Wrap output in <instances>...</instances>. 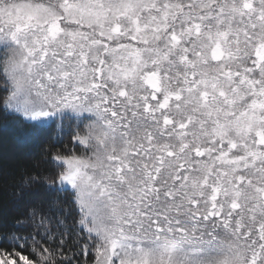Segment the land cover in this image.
<instances>
[{
  "label": "snow or ice",
  "instance_id": "6c2138e0",
  "mask_svg": "<svg viewBox=\"0 0 264 264\" xmlns=\"http://www.w3.org/2000/svg\"><path fill=\"white\" fill-rule=\"evenodd\" d=\"M0 76V264H264V0H0Z\"/></svg>",
  "mask_w": 264,
  "mask_h": 264
},
{
  "label": "trees",
  "instance_id": "16d2710c",
  "mask_svg": "<svg viewBox=\"0 0 264 264\" xmlns=\"http://www.w3.org/2000/svg\"><path fill=\"white\" fill-rule=\"evenodd\" d=\"M4 79L0 76V102L8 94L4 91ZM42 152V147L20 145L7 133L0 132V235L12 230L15 220L22 218L29 205L38 199L39 193L43 191L40 185H33L31 189L33 195L29 196L27 195L29 190L22 188L28 177L36 173L44 175L50 170L51 165L43 162ZM0 251L9 253L17 251L27 255L30 260L38 259L31 251L13 249L7 243H0ZM80 261L81 264H93L94 251L89 255H82ZM60 262L61 258L57 256V264ZM17 264H22L18 258Z\"/></svg>",
  "mask_w": 264,
  "mask_h": 264
},
{
  "label": "rangeland",
  "instance_id": "374dc122",
  "mask_svg": "<svg viewBox=\"0 0 264 264\" xmlns=\"http://www.w3.org/2000/svg\"><path fill=\"white\" fill-rule=\"evenodd\" d=\"M94 264V263H93Z\"/></svg>",
  "mask_w": 264,
  "mask_h": 264
}]
</instances>
